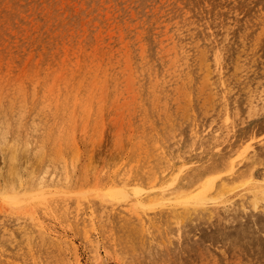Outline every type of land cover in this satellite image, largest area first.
<instances>
[{
  "label": "rangeland",
  "instance_id": "rangeland-1",
  "mask_svg": "<svg viewBox=\"0 0 264 264\" xmlns=\"http://www.w3.org/2000/svg\"><path fill=\"white\" fill-rule=\"evenodd\" d=\"M199 1L0 0V264H264V0Z\"/></svg>",
  "mask_w": 264,
  "mask_h": 264
},
{
  "label": "bare ground",
  "instance_id": "bare-ground-1",
  "mask_svg": "<svg viewBox=\"0 0 264 264\" xmlns=\"http://www.w3.org/2000/svg\"><path fill=\"white\" fill-rule=\"evenodd\" d=\"M201 1V0H200ZM199 1V2H200ZM213 2V1H212ZM204 3V2H203ZM203 3H202V5H203ZM200 4V3H199ZM198 4V5H199ZM212 4V3H211ZM214 4H216V3H214ZM188 5H190V4H188ZM201 6V5H200ZM199 6V7H200ZM212 6V5H211ZM214 6V5H213ZM216 6H218L217 4H216ZM193 7H195V6H193ZM198 7V8H199ZM202 7V6H201ZM191 8V7H190ZM197 8V7H196ZM203 8H205V7H203ZM230 8V7H229ZM233 8V7H232ZM231 9V8H230ZM208 12H209V10H208ZM215 12V11H214ZM258 12V11H257ZM250 18V17H249ZM223 20H221V22H222ZM221 24V23H220ZM228 25V24H227ZM234 25V24H233ZM237 26V25H236ZM252 28V27H251ZM210 31V30H209ZM226 37H227V35H226ZM233 46V45H232ZM233 48V47H232ZM227 51V50H226ZM220 54V53H219ZM228 54V53H227ZM237 55V54H236ZM194 58V57H193ZM220 58H218V60H219ZM227 64V63H226ZM250 66V65H249ZM254 67V66H253ZM249 70V69H248ZM256 71V70H255ZM6 72H8V71H6ZM253 77V76H252ZM196 81V80H195ZM7 82V81H6ZM241 82V81H240ZM5 83V82H4ZM16 83V82H15ZM7 85V84H6ZM14 86H16V85H14ZM7 87V86H6ZM23 87V86H22ZM16 88V87H15ZM9 89V88H8ZM5 90V89H4ZM188 90V89H187ZM221 91V90H220ZM5 92V91H4ZM3 92V93H4ZM8 92H9V90H8ZM13 97H15V96H13ZM2 99V98H1ZM12 99V98H11ZM15 99V98H14ZM193 99V98H192ZM15 102V101H14ZM202 104V103H201ZM200 104V105H201ZM257 107V106H256ZM229 108V107H228ZM205 111V110H204ZM8 113V112H7ZM2 114V113H1ZM216 114V113H215ZM214 116V115H213ZM1 117V116H0ZM241 118V117H240ZM3 121H4V123H5V120L4 119H2ZM7 121V120H6ZM17 121V120H16ZM2 122V121H1ZM199 122V121H198ZM230 122V121H229ZM214 123V122H213ZM231 124V123H230ZM209 125V124H208ZM7 126H9V124L7 125ZM210 126H211V124H210ZM218 126V125H217ZM216 126V127H217ZM237 127V126H236ZM17 128V127H16ZM195 129V128H194ZM216 129V128H215ZM214 129V130H215ZM221 129V128H220ZM229 129V128H228ZM29 130V129H28ZM218 130H219V128H218ZM193 131V130H192ZM5 133H6V131H5ZM8 133V132H7ZM240 133V132H239ZM245 133V132H244ZM7 135V134H6ZM11 135V134H10ZM15 135V134H14ZM5 136V135H4ZM10 137V136H9ZM8 137V138H9ZM197 137V136H196ZM245 138V137H244ZM242 139V138H241ZM17 140V139H16ZM231 140V139H230ZM6 141H7V139H6ZM213 141V140H212ZM12 142V141H11ZM19 142V141H18ZM20 144V143H19ZM184 144H185V142H184ZM194 144H195V142H194ZM193 144V145H194ZM237 148V147H236ZM226 149V148H225ZM260 150V149H259ZM200 151V150H199ZM217 154V153H216ZM250 154V153H249ZM212 155V154H211ZM201 156V155H200ZM218 156V155H217ZM199 159V158H198ZM200 159H203V158H201L200 157ZM161 160H163V159H161ZM255 160V159H254ZM166 161V160H165ZM187 161V160H186ZM202 161V160H201ZM203 161H205V159L203 160ZM202 161V162H203ZM236 161V163L238 162L237 160H235ZM234 161V162H235ZM185 162V161H184ZM199 163H200V161H198ZM210 162V161H209ZM233 162V163H234ZM254 161H248V162H246V163H244L243 165H244V169L237 175V176H233V175H235V174H233V172H234V168L233 169H230L229 170V172H225L224 171V169H221V168H219L218 166H216V165H207V166H205V167H196V168H194V167H191V165H190V168L189 167H185L184 169H183V171H181L183 174H180V178L179 179H177V181H176V186H175V189H174V196H176V197H179V198H181V197H187V196H189L190 194H192V193H195L196 191H199V192H201V191H203L202 189H204V188H206V187H208L209 185V182L210 181H212V180H214L216 183V186H213L214 187V191L216 192V191H219V193L221 194V193H224V191L225 190H227V189H236V188H239L238 186H241V185H244L245 184V179L246 178H248L247 176H249L248 175V173L251 171V169H252V167H253V164L255 163H253ZM138 163V162H137ZM174 163V162H173ZM194 163H195V161H194ZM240 163V162H239ZM191 164V163H190ZM195 165H197L196 163H195ZM205 165V164H204ZM175 166H176V164H175ZM185 166V165H184ZM192 166H194V165H192ZM203 166V165H202ZM236 166V165H235ZM237 166H239V164L237 165ZM173 168H174V164H173ZM255 168V167H254ZM229 169V168H228ZM238 169H239V167H238ZM173 170V169H172ZM174 172V171H173ZM169 173V172H168ZM171 173V172H170ZM174 174V173H173ZM172 174V175H173ZM164 175V174H163ZM166 175L168 176V174L166 173ZM178 175V174H177ZM176 175V176H177ZM255 175V174H254ZM111 177V176H110ZM163 177H165V176H163ZM178 177V176H177ZM169 178V177H168ZM256 178V177H255ZM254 178V179H255ZM250 179V178H249ZM43 180V179H42ZM109 180V179H108ZM127 181H122V183L124 184L123 185V187H122V191H118L117 190V188L114 186V188H116V189H112V188H110V189H112V194H113V196L115 197V198H118L119 197V194H122L123 196L125 195V197H126V195H128V189H130L129 187H130V185H132V183L130 182V180H128V179H126ZM164 180V179H163ZM175 180V179H174ZM172 181V180H171ZM220 183H219V182ZM104 182V181H103ZM103 182H101V183H103ZM217 182L219 183V184H217ZM260 182V181H259ZM262 182H263V180H262ZM99 183V182H98ZM105 183V182H104ZM103 183V184H104ZM171 183H172V185H173V183L174 182H170V186L169 187H171L172 185H171ZM246 183H248V182H246ZM95 184V183H94ZM97 184V183H96ZM160 184V183H159ZM165 184V183H164ZM214 184V185H215ZM27 185V184H26ZM108 185V184H107ZM156 185V183L155 182H153V180H149V181H147L146 179H143L142 180V183L141 184H136V186H138V187H136V189L134 190L135 191V195H141V193H142V195H143V192H147L149 189H154L153 187H156L155 186ZM168 185V184H167ZM256 185H258L257 183H256ZM260 185V184H259ZM29 186V185H28ZM101 186H102V184H101ZM122 186V185H121ZM210 186L212 187V185L210 184ZM61 187V186H60ZM97 187V186H96ZM119 187V186H118ZM161 187H163V186H161ZM168 187V186H167ZM168 187V188H169ZM211 187H208L207 189H209V188H211ZM213 187H212V189H213ZM260 187V186H259ZM2 188V187H1ZM43 188V187H42ZM50 188V187H49ZM63 188V187H62ZM61 188V189H62ZM66 188V187H65ZM166 188V187H165ZM243 188V187H242ZM9 189V188H8ZM23 189H25V188H23ZM44 189L45 188H43V191H44ZM55 189V188H54ZM56 189H57V187H56ZM64 189V188H63ZM71 189V188H70ZM91 189V188H90ZM102 189V188H101ZM109 189V192H111V190ZM121 189V188H120ZM157 189V187L155 188V190ZM159 189V188H158ZM163 189V188H162ZM240 189V188H239ZM11 190V189H10ZM42 190V189H41ZM47 190V189H46ZM58 190V189H57ZM60 190V189H59ZM89 190V189H88ZM115 190V191H114ZM155 190H153L154 192H155ZM165 190V189H164ZM201 190V191H200ZM258 190V189H257ZM256 190V191H257ZM40 191V190H39ZM104 191V190H103ZM107 191V190H106ZM127 191V192H126ZM152 191V190H151ZM209 191V190H208ZM4 191H2V193H3ZM13 192H15V191H13ZM23 192H24V190H23ZM5 193H6V191H5ZM37 193H39V192H37ZM41 193H43L42 191H41ZM48 193V192H47ZM83 193V192H82ZM101 193H103V192H101ZM134 193V192H133ZM83 194H85V193H83ZM90 194V193H89ZM88 194V195H89ZM96 194H98L99 195V193H96ZM199 194V193H198ZM201 194H204L203 192L201 193ZM7 195V194H6ZM5 195V196H6ZM13 195V194H12ZM20 195V194H19ZM19 195H17V198H15V199H17V200H19L18 199V196ZM22 195V194H21ZM43 195V194H42ZM44 195H46V194H44ZM53 195V194H52ZM56 195V194H55ZM54 195V196H55ZM74 195V194H73ZM77 195V194H76ZM79 195V194H78ZM82 194H80L79 196H81ZM102 195V194H101ZM107 195V194H106ZM133 195V194H132ZM173 195V194H172ZM205 195H206V193H205ZM237 195V194H236ZM0 196H2L1 194H0ZM10 196V195H9ZM16 196V195H15ZM49 196V195H48ZM75 196V195H74ZM83 196V195H82ZM93 196V195H92ZM108 196H110L109 194H108ZM129 196V195H128ZM221 196V195H220ZM7 197V196H6ZM39 197V196H38ZM43 196H41L40 198H42ZM53 197V196H52ZM60 197H62V195L60 196ZM73 197V196H72ZM107 196H105V198H106ZM111 197V196H110ZM131 197V196H130ZM142 197V196H141ZM146 197V196H145ZM170 197V196H169ZM190 197V196H189ZM188 197V198H189ZM222 197H224V195L222 196ZM10 197H8L7 198V200H11V199H9ZM13 198V199H14ZM40 198H38V199H40ZM50 198V197H49ZM49 198H47V199H49ZM77 198H80V197H77ZM133 198V197H132ZM135 198V197H134ZM167 200H168V197H165ZM187 198V199H188ZM193 198V197H192ZM191 198V199H192ZM200 198V199H199ZM198 198V202H197V204H204V203H202L203 201H205V198H206V196L205 197H199ZM218 198V197H217ZM233 198V197H232ZM237 198V197H236ZM22 199V198H21ZM44 199H46V197L44 198ZM104 199V198H103ZM121 199V198H120ZM144 199V198H143ZM165 199V200H166ZM170 199V198H169ZM196 199V198H195ZM207 199V198H206ZM208 199H210L209 197H208ZM216 199V198H215ZM227 199H229V198H227ZM140 200V199H139ZM190 200V199H189ZM192 200H194V199H192ZM211 200H212V198H211ZM210 200V202H211V204L210 205H214V204H212V201ZM219 200V199H218ZM218 200H215V201H218ZM234 200V199H233ZM22 201V200H21ZM39 201V200H38ZM42 201V200H41ZM63 201V200H62ZM67 201V200H66ZM120 201V200H119ZM143 201V200H142ZM191 201V200H190ZM214 201V202H215ZM223 201V200H222ZM226 201V200H225ZM224 201V202H225ZM230 201V200H229ZM232 201V200H231ZM236 201V200H235ZM244 201V200H243ZM37 202V201H36ZM201 202V203H200ZM206 202V201H205ZM208 202V201H207ZM206 202V203H207ZM221 202V201H220ZM259 202V201H258ZM258 202H255L254 201V203H255V209H258V205H259V203ZM263 202H264V200H263ZM16 203V202H15ZM20 203V202H19ZM147 203V202H146ZM168 203H169V201H168ZM187 203V202H186ZM205 203V204H206ZM216 203V202H215ZM219 203V202H218ZM227 203H229V202H227ZM230 203H232V202H230ZM229 203V204H230ZM236 203H239V202H236ZM262 203V202H261ZM12 204V203H11ZM22 204V203H21ZM35 205H36V203H34ZM192 204H194V203H192ZM191 204V205H192ZM197 204H195V205H197ZM220 204H222V203H220ZM242 204V203H241ZM247 204H249V203H247ZM10 205V204H9ZM16 205V204H15ZM18 205H20V204H18ZM18 205H16V206H18ZM40 205H42L41 203H40ZM44 205H46V204H44ZM74 205V204H73ZM79 204H77V206H78ZM189 204H187V206H188ZM200 205V206H201ZM207 205V204H206ZM219 205V204H218ZM218 205H217V207H218ZM225 205H226V202H225ZM235 205V204H234ZM237 205V204H236ZM12 206V205H11ZM38 206V205H37ZM94 206V205H93ZM184 206V205H183ZM194 206V205H193ZM198 206V205H197ZM196 206V207H197ZM215 206V205H214ZM213 206V207H214ZM233 206V205H232ZM260 206V205H259ZM264 206V205H263ZM44 207H46V206H44ZM43 207V208H44ZM199 207V206H198ZM208 207V206H207ZM234 207V206H233ZM239 208H240V206H238ZM249 207H251V206H249ZM41 209H42V207H40ZM185 208H186V205H185ZM210 208V207H209ZM215 208H216V206H215ZM246 208V207H245ZM262 208V207H261ZM187 209H188V207L185 209L186 211H187ZM217 209V208H216ZM215 209V210H216ZM219 209V208H218ZM248 209V208H247ZM45 210H47V208L45 209ZM45 210H43V211H45ZM81 210V209H80ZM178 210V212H179V210L180 209H177ZM233 210V209H232ZM235 210V209H234ZM49 211V210H48ZM185 211V212H186ZM189 211V210H188ZM194 211L196 212V210L194 209ZM221 211H223V213H225L224 212V210H221ZM230 211V210H229ZM237 211V210H236ZM240 211V210H239ZM248 211V210H247ZM17 212H19V210L17 211ZM184 212V213H185ZM190 212H191V210H190ZM201 212V211H200ZM228 212V211H227ZM227 212H226V214H227ZM235 212V211H234ZM253 212V211H252ZM252 212H251V214H252ZM257 212H261V211H257ZM203 213H205V212H203ZM239 213V212H238ZM243 213V212H242ZM50 214V213H49ZM180 214V213H179ZM190 214V213H189ZM189 214H188V218H189ZM205 214H207V213H205ZM236 214V213H235ZM241 214V213H240ZM254 214V213H253ZM258 214V213H257ZM182 215H184L183 213H182ZM198 215H199V213H198ZM211 215V214H210ZM223 215V214H222ZM237 215V214H236ZM255 215V214H254ZM262 215H263V213H262ZM54 216H56V214L54 215ZM78 216V215H77ZM82 216H84V215H82ZM177 216V215H176ZM185 216V215H184ZM209 216V215H208ZM227 216V215H226ZM228 216H229V214H228ZM232 216V215H231ZM234 216V215H233ZM240 216V215H239ZM249 216V215H248ZM191 217V216H190ZM204 217V216H203ZM216 217H217V215H216ZM215 217V218H216ZM242 217H245L244 215L242 216ZM253 217V216H252ZM260 217V216H259ZM59 218V217H58ZM178 218V217H177ZM202 218V217H201ZM210 218V217H209ZM220 218V217H219ZM225 218H227V217H225ZM228 218H230V216L228 217ZM232 218V217H231ZM238 218H240V217H238ZM263 218H264V216H263ZM184 219V218H183ZM182 219V220H183ZM190 219V218H189ZM188 219V220H189ZM203 219H205V218H202L201 220H203ZM237 219V218H236ZM258 219H260V218H258ZM58 220H60V219H58ZM234 219L232 218V221H233ZM262 220V219H261ZM80 221V220H79ZM219 221H220V219H219ZM224 221V220H223ZM227 221H229V219L227 220ZM237 221H240V220H237ZM246 221V220H245ZM249 221V219L247 220V222ZM250 221L252 222V219H250ZM182 222V221H181ZM217 222V221H216ZM225 222V221H224ZM244 222V221H243ZM243 222H241V223H243ZM250 222V223H251ZM183 223V222H182ZM230 223V222H229ZM235 223V222H234ZM260 223H264V222H260ZM201 224H203V223H201ZM207 224V223H206ZM217 224H219V223H217ZM220 224H223V223H220ZM232 224V223H231ZM249 224V223H248ZM256 224H258V223H256ZM204 225V224H203ZM216 225V224H215ZM236 225V224H235ZM239 225H240V223H239ZM246 225V224H245ZM251 225H252V223H251ZM264 225V224H263ZM198 226V225H197ZM200 226V225H199ZM230 227H231V225H229ZM258 226H260V225H258ZM219 227V226H218ZM222 227V226H221ZM233 227V226H232ZM238 227H240V226H238ZM255 227H257V226H255ZM198 228V227H197ZM196 228V229H197ZM202 228L205 230L206 229V227H203L202 226ZM210 228H211V226H210ZM226 228V227H225ZM234 228H236L237 229V227H234ZM241 228V227H240ZM251 228H253V227H251ZM201 229V228H200ZM208 229V228H207ZM246 229H248V228H246ZM249 229H250V227H249ZM260 229V228H259ZM217 230V229H216ZM206 231V230H205ZM211 231H213L212 230V228H211ZM235 231V230H234ZM207 232V231H206ZM248 232H250L249 230H248ZM185 233V232H184ZM210 233V232H209ZM213 233V232H212ZM217 233H218V231H217ZM222 233V232H221ZM230 233H231V231H230ZM198 234H200L199 232H198ZM234 234H235V232H234ZM184 235V234H183ZM201 235V234H200ZM199 235V236H200ZM209 235V234H208ZM232 235H233V233H232ZM236 235V234H235ZM196 236V235H195ZM202 236V235H201ZM210 236V235H209ZM208 236V237H209ZM211 236H212V234H211ZM210 236V237H211ZM220 236V235H219ZM250 236V235H249ZM182 237V236H181ZM193 238H194V236H192ZM207 237V236H206ZM57 238H59V237H57ZM202 238H203V236H202ZM222 238H223V236H222ZM261 238H262V236H261ZM121 239V238H120ZM183 239V238H182ZM206 239V238H205ZM208 239V238H207ZM186 240H187V238H186ZM209 240V239H208ZM255 240V239H254ZM257 240V239H256ZM261 240V239H260ZM203 242H204V240H202ZM262 241H263V238H262ZM189 242V241H188ZM212 243H213V241H211ZM180 243V242H179ZM216 242H214L213 244H215ZM178 244V243H177ZM255 244V243H254ZM253 244V245H254ZM262 244V243H261ZM103 245V244H102ZM155 245V244H154ZM192 245V244H191ZM252 245V247L254 248V246ZM260 245V244H259ZM157 246V245H156ZM188 246V245H187ZM190 246V245H189ZM217 246H219V245H217ZM258 246V245H257ZM62 247H63V245H62ZM181 247H182V245H181ZM191 247H193V246H191ZM202 247V246H201ZM220 247V246H219ZM248 247V246H247ZM65 248V247H64ZM183 248V247H182ZM224 248V247H223ZM209 249H210V247H209ZM213 249V248H212ZM238 249V248H237ZM107 250V249H106ZM111 250V249H110ZM225 251V250H224ZM243 252V251H242ZM248 254V253H247ZM249 255V254H248ZM257 255V254H256ZM254 256V255H253ZM263 256V255H262ZM248 257V256H247ZM260 257V256H259ZM253 258V257H252ZM263 258V257H262ZM260 259H261V257H260ZM253 260H254V258H253ZM262 261V260H261ZM196 262V261H195ZM258 262V261H257ZM260 262V261H259ZM258 262V263H259ZM251 263V262H250ZM97 264H105V261L103 260V261H100V262H98ZM263 264V263H262Z\"/></svg>",
  "mask_w": 264,
  "mask_h": 264
}]
</instances>
